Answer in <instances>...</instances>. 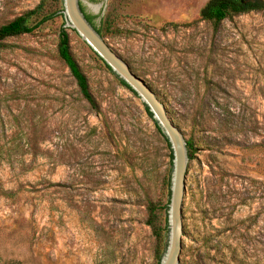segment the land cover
Segmentation results:
<instances>
[{"label": "rangeland", "instance_id": "rangeland-1", "mask_svg": "<svg viewBox=\"0 0 264 264\" xmlns=\"http://www.w3.org/2000/svg\"><path fill=\"white\" fill-rule=\"evenodd\" d=\"M39 2L0 0V26ZM207 2L83 0L195 143L180 264H264V11L215 28ZM63 23L0 49V264H156L146 203L167 200L169 151L143 100L69 28L98 108L82 98L58 56Z\"/></svg>", "mask_w": 264, "mask_h": 264}, {"label": "trees", "instance_id": "trees-1", "mask_svg": "<svg viewBox=\"0 0 264 264\" xmlns=\"http://www.w3.org/2000/svg\"><path fill=\"white\" fill-rule=\"evenodd\" d=\"M55 6H58V8H55ZM80 6L89 22L97 29L101 36L104 37V30L110 25L108 19L102 20L100 25L97 26L94 23L95 16L87 12L86 7L82 2L80 3ZM63 8V0H40L34 8L29 9L7 23L2 24L0 26V49L8 47L7 40L9 38L35 33L46 23L54 21L57 16L62 17L64 20ZM260 11H264V0H208L200 10V19L202 21L210 22L215 28H218L224 20L242 14ZM64 24L65 23L62 24L58 39V56L68 67L71 76L75 79L82 98L86 100L93 109H97V101L90 89L88 77L80 67L72 51L68 31L69 28L64 27ZM72 30L75 31L74 29ZM100 60L106 65L107 69L116 76L122 86L129 89L135 96H138L131 86H129L123 79L119 78L102 58H100ZM143 105L148 116L154 122V126L168 149L170 157V168L168 169L166 176H164V185L167 189L166 202L162 204L159 201L149 200L146 203V223L152 228L153 234L156 238L155 261L156 264H160L162 256L166 251L169 237L168 211L171 199V174L173 170L174 156L168 137L162 131L159 123L154 119L153 113L150 111L149 107L144 102ZM187 148L189 159H194L196 149L193 139H187Z\"/></svg>", "mask_w": 264, "mask_h": 264}, {"label": "water", "instance_id": "water-1", "mask_svg": "<svg viewBox=\"0 0 264 264\" xmlns=\"http://www.w3.org/2000/svg\"><path fill=\"white\" fill-rule=\"evenodd\" d=\"M83 0H63L65 26L74 29L102 58L112 71L138 94L153 113L173 150L171 174V199L168 211L169 237L160 264H180L183 249V202L186 192V176L189 162L187 140L181 130L169 118L166 108L152 88L105 41L82 11Z\"/></svg>", "mask_w": 264, "mask_h": 264}]
</instances>
